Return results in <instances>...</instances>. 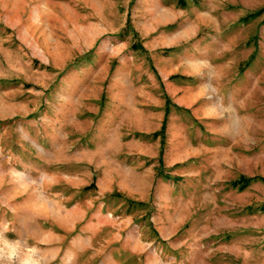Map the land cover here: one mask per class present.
<instances>
[{
	"label": "rangeland",
	"instance_id": "374dc122",
	"mask_svg": "<svg viewBox=\"0 0 264 264\" xmlns=\"http://www.w3.org/2000/svg\"><path fill=\"white\" fill-rule=\"evenodd\" d=\"M260 177L264 0H0V230L42 264H264Z\"/></svg>",
	"mask_w": 264,
	"mask_h": 264
},
{
	"label": "clouds",
	"instance_id": "9594fccd",
	"mask_svg": "<svg viewBox=\"0 0 264 264\" xmlns=\"http://www.w3.org/2000/svg\"><path fill=\"white\" fill-rule=\"evenodd\" d=\"M199 72V68L196 69ZM208 99L215 95V89L211 85L204 89ZM211 95H208V94ZM9 228L0 230V264H42L40 249L35 245H28L18 238L13 239L8 236Z\"/></svg>",
	"mask_w": 264,
	"mask_h": 264
},
{
	"label": "trees",
	"instance_id": "16d2710c",
	"mask_svg": "<svg viewBox=\"0 0 264 264\" xmlns=\"http://www.w3.org/2000/svg\"><path fill=\"white\" fill-rule=\"evenodd\" d=\"M175 3H176V6L179 7V8H187L190 5H198L200 3V0H175ZM260 13H261L260 9L259 10H254V11H250L243 17V19L256 17ZM126 27L127 28L131 27L129 21H127ZM136 34H137V32L134 31V36ZM167 113H168V97L166 96V100H165V115H164V118L162 120L161 126H160L159 130H157L155 133H153L151 135L152 137H156L157 135H160V150H159V156L160 157L162 155V149H163V144H164ZM252 179H254V178L253 177L240 176L236 180H234L232 182V184L235 185L236 187H238L239 189H243L250 183V181ZM260 179L264 180L263 177H260ZM111 195L115 196V197L119 196L117 192H112Z\"/></svg>",
	"mask_w": 264,
	"mask_h": 264
},
{
	"label": "crops",
	"instance_id": "0c3cea01",
	"mask_svg": "<svg viewBox=\"0 0 264 264\" xmlns=\"http://www.w3.org/2000/svg\"><path fill=\"white\" fill-rule=\"evenodd\" d=\"M170 13H174L173 10H169V11L167 12L168 16H169ZM199 28H200V27H198V29H199ZM189 35H190V33H187L186 31H182L181 34L176 33V34H174L173 37L170 38V39H171V42H175V41H178V40H182V39L188 38ZM149 44L152 45V46L149 45L148 47H149L150 49H152V48H153V44H152V42H150ZM166 96H168V95H166ZM181 105H182V103H181ZM163 118H164V117H163ZM163 118H162V120H163ZM161 123H162V121H161ZM160 126H161V125H160ZM159 128H160V127H159ZM157 130H159V129H157ZM157 130H154V132H152V134L155 133ZM115 187H117V184H115L113 180H110V182H109V186H106V185L104 186L103 184L100 186L101 193L113 192V191L115 190ZM118 189H124V187L121 186V185H119V186H118Z\"/></svg>",
	"mask_w": 264,
	"mask_h": 264
}]
</instances>
